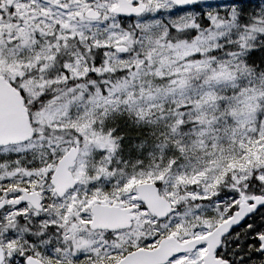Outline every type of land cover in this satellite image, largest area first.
<instances>
[{
    "label": "snow or ice",
    "instance_id": "snow-or-ice-1",
    "mask_svg": "<svg viewBox=\"0 0 264 264\" xmlns=\"http://www.w3.org/2000/svg\"><path fill=\"white\" fill-rule=\"evenodd\" d=\"M246 3L256 5L251 13ZM192 8L197 9L195 14L184 13L185 18L191 17L190 26L179 28L174 20L181 17L174 13ZM33 9L37 14L31 15L29 23L24 13ZM120 9L121 0H84V4L81 0H0V25L8 21L15 26L0 31V56L36 50L27 62H13L8 72L0 73L19 92L32 128L26 139L0 138V264H42L44 257L47 264H64L69 257L73 264H116L115 257L124 254L119 242L123 230L94 228L90 211L78 210L67 220L69 201L80 195L76 185L48 199L54 169L47 172L44 186L37 184L40 200L35 210L22 198L23 191H8L21 171L29 173L23 179L32 184L37 178L34 169L62 155L65 146L86 142V133L75 125L65 135L66 121L102 113L103 126L117 145L113 160L127 148L130 156L137 153L133 161L140 160L137 169H141L145 157L151 160L150 154L161 153L151 170L168 210L145 215L156 234L137 247L190 227L189 235L177 238L197 242L171 255L166 264L181 258L190 264H264V27L253 29L251 46L241 42L239 35L250 22L264 25V0L215 4L211 0H127L128 10ZM160 30L163 35H157ZM98 33L105 38L101 40ZM174 34L189 42L201 38L210 47L186 56L174 72L165 74L156 53L169 42L175 44ZM113 59L121 66H112ZM77 64L82 65L80 73L75 71ZM32 77L44 82L36 86L39 95L34 99L22 87ZM149 79L167 83V92L153 90L146 82ZM144 89L151 96L146 97ZM149 106L143 118L130 114ZM42 110L48 123L35 119L34 114ZM129 120L137 128L149 129L139 144L129 140L125 145L127 135H118L117 125L121 121L127 125ZM159 133H163L160 141L165 137L170 141L166 147L152 142ZM108 170L112 171L111 164ZM104 179L99 177L89 188ZM130 179L120 180L117 187L123 188ZM90 194L84 190L85 197ZM242 197L251 206L243 212ZM119 199L130 201L137 212L148 213V205L135 189ZM88 203L81 201L82 207ZM50 209L57 211L49 215ZM78 223L83 225L80 232L90 237L82 242L87 249L80 251L68 236ZM129 256H135L132 248L119 264H132Z\"/></svg>",
    "mask_w": 264,
    "mask_h": 264
},
{
    "label": "rangeland",
    "instance_id": "rangeland-1",
    "mask_svg": "<svg viewBox=\"0 0 264 264\" xmlns=\"http://www.w3.org/2000/svg\"><path fill=\"white\" fill-rule=\"evenodd\" d=\"M81 4H84V0H81ZM33 10H31L30 12L29 10H25L24 13V15L28 17L29 23H31V15H35V12H33ZM196 10L197 9L194 8V9H189L185 12L174 13V16L181 17L178 20H174V23L181 29L185 27H189L191 17L185 18L184 13L190 11L193 14H195ZM10 28L14 30L15 26L10 25L9 22L6 21L3 25H0V30L3 32L9 31ZM100 28L102 30L103 25H100ZM163 34H164L163 30H160L159 33H157V35H163ZM98 35L101 40L105 38L102 35V33H98ZM239 35L241 36V42H246L249 46H250V37H255V34L251 32L250 28L244 29L243 31L239 32ZM208 47H210V45L202 43L201 38H197L196 40H193L191 42H189V40H185V42L176 40L175 44L169 42L167 45L162 46L158 50V52L156 53V61L163 68L165 74H167L169 72H174L178 67V65L181 62H183L186 56H190L195 51L207 52ZM35 51L36 50H33L31 52H26L22 56H13L9 53H5L3 56H0V61L8 62L7 64L0 63V73L8 72L13 62H15L17 65L27 62L30 58L34 57ZM206 59L207 57H205V60ZM112 66L118 67L121 65H119L118 61L113 59ZM74 68L76 73H80L82 70V65L80 64L74 65ZM201 70H203V66H201ZM147 71L148 70H145V73H147ZM195 71L196 69L194 66L193 73H195ZM181 75L186 76L187 73L182 72ZM146 82L149 83L150 87L153 90L167 92L169 88V85L167 83L157 82L151 79H149ZM43 83L44 82L42 79L38 77H34L31 78L30 80L24 81L22 87H24L25 91L28 92V94H30L32 98H35L39 94L38 92L35 91L36 86L43 85ZM143 94L146 97L151 96V93L148 91V89H144ZM134 102L138 103V101L135 100ZM98 107H103V104H99ZM149 111H150V106L144 108H137L135 109L134 112H131L130 114L138 115L141 112V118H143V115L148 114ZM72 115L74 117L76 116L75 109L72 110ZM103 118H104L103 113L98 116H91L88 119H84L83 116L81 115L74 120L66 121L64 124L65 135L69 133V130L73 127V125H75L78 131L82 130L84 133H86L85 136L86 142L83 145L82 157L78 163V166L75 168V175L81 179V183H82L81 186L77 189V192H79L80 195L78 199L69 201L72 204V208L71 211L66 213V217L68 221H70V218H72L73 216L78 215V210L88 211L89 207L94 202L104 203L105 201L111 200V201H118L116 202V204L119 205L130 204V201L127 200L121 201L119 197L124 196L126 195L127 192L134 190V187L141 182L142 178H144L145 170L147 168L152 169L154 166L153 165L150 167L153 159L152 161L145 163L144 168L141 169H137V167L131 166L124 160V154L128 155V153H126L125 150L123 151V156L122 153L117 154L115 159L113 160L112 154L115 152L117 145L115 143V139L107 133L106 128L103 126ZM35 119L38 121L42 120L44 123H48V120L46 119V113L44 111L37 113ZM98 121L100 123L97 125L96 128H93L92 124ZM133 129H134L133 133H135V136L136 137L139 136L138 138L136 137L134 138L136 140L143 139L144 134L147 133L146 131H144L146 129V127L144 126H140L139 128L133 127ZM162 135L163 133H159L158 135H156L155 141L152 142L155 143L156 141H160V136ZM148 139L151 140L152 138L148 137ZM169 142L170 141H168L167 137H165L163 141H160L161 147H166ZM65 147L67 150L70 146H65ZM101 149L107 150V153L105 155H101L99 151ZM160 154H161L160 152H156L155 154H150V155L151 157L152 156L156 157ZM121 156L123 157V163L121 161ZM109 164L112 165L111 172L108 170ZM49 169H53V164H50L49 166H46L45 168L36 172L37 176L40 177L36 178V180L33 181L31 185H35V187L30 191H36L37 184L44 186L45 176L47 175ZM113 175H115L116 177L115 180L112 179ZM101 176H103L105 179L99 181V183L96 184L94 189H90L89 188L90 184L95 183L98 180V178ZM130 176L132 177V179L129 180L127 185H125L123 188L117 187L120 180L127 179ZM147 178H149V175ZM12 184H15L14 180L10 185ZM86 189L91 192V194L88 195L87 197L84 196V190ZM85 199H87L89 203L87 207H82L81 201ZM77 203L80 206H78ZM56 211L57 209H55L54 214ZM49 215L52 214L49 212ZM146 223L148 222L144 219V214H142L141 219L138 220L137 226L133 231L128 232L126 234H119L120 246L124 249V254L122 255H125L129 248H132L133 250L139 249L137 245L142 243L141 240L143 241L149 239L150 237L156 234L154 231H152L150 234H146L142 230L143 226H145ZM82 227L83 225L78 223L75 229H71L68 232V236L72 244L79 245V247L75 248L76 251H80L81 249H87L86 246L87 244L82 242L90 239L88 234L80 232V229ZM190 232H191V228L189 227L188 229L178 230L176 233L172 235L176 237H182L183 235H189ZM164 237H168V236H161L158 240L155 241V243L143 248H152L157 246L159 241ZM119 257L120 256L115 257V260L118 259ZM43 259L45 262L47 261L46 257H44ZM105 263H108V261L103 262V264ZM64 264H73V262L69 257V259L65 261ZM83 264H88V262L84 261Z\"/></svg>",
    "mask_w": 264,
    "mask_h": 264
},
{
    "label": "water",
    "instance_id": "water-1",
    "mask_svg": "<svg viewBox=\"0 0 264 264\" xmlns=\"http://www.w3.org/2000/svg\"><path fill=\"white\" fill-rule=\"evenodd\" d=\"M211 2H219V0H211ZM127 9V0H121V9ZM32 131L28 121V114L23 107L22 98L18 91L5 82L0 77V138L12 141L26 139ZM79 154V148H74L61 160L58 170L52 178V184L55 186L54 193L61 196L62 193L68 191L77 183L73 179L69 168L75 163ZM139 198L143 199L148 205V209L152 214H164L168 210L166 199L157 193L154 184H143L137 187ZM25 199L33 204L35 208L39 205V197L36 193H24ZM242 212L248 210L250 205L246 202L242 204ZM131 210H122L117 207H108L95 205L92 209L94 214L93 226L96 229H125L131 226L130 221L133 217H129ZM170 239L162 243L161 247L154 251L138 250L135 256H129L128 259L132 264H163L170 256L171 252H179V244ZM119 264V263H117Z\"/></svg>",
    "mask_w": 264,
    "mask_h": 264
},
{
    "label": "trees",
    "instance_id": "trees-1",
    "mask_svg": "<svg viewBox=\"0 0 264 264\" xmlns=\"http://www.w3.org/2000/svg\"><path fill=\"white\" fill-rule=\"evenodd\" d=\"M244 7L248 10L249 13H251L255 9L256 5H255V3H246L244 5ZM261 27H264V25L260 24V22H258V21L255 22V23H251L250 22L249 28L251 29V32H253L255 34H256V31H254L253 29L259 30ZM173 39H176L175 34L173 36ZM176 40L183 41V40H186V39H176ZM250 46H251V41H250ZM52 91H55V89H52ZM29 102H31V101H29ZM133 127L136 128L135 124L131 120H129V123L127 125H125L123 122L120 124V130L123 131L122 132L123 135H127V137H128V139L125 140V144L126 145L129 143V140H132L136 144H139L140 143V140L134 139L136 136H135V133H133L134 132ZM144 131L148 132L149 129L146 128ZM138 137L139 136H137L136 138H138ZM125 152L128 153V155H125L124 154V158L127 161L130 162V165H138V164L141 163V161L138 160V159L135 160V161H133V157L135 155H137V153H133L132 156H130L127 148L125 149ZM252 154L255 155V152L253 151ZM157 157L158 156H156L155 158H153L152 163H155ZM148 161H149V158L148 157L147 158H144L143 164H145ZM151 178H152L151 180L155 182V177L153 175L151 176ZM22 187H24V188H30V185L29 184H26V185H24ZM21 242H22V238H21ZM52 264H56V262L52 261Z\"/></svg>",
    "mask_w": 264,
    "mask_h": 264
},
{
    "label": "flooded vegetation",
    "instance_id": "flooded-vegetation-1",
    "mask_svg": "<svg viewBox=\"0 0 264 264\" xmlns=\"http://www.w3.org/2000/svg\"><path fill=\"white\" fill-rule=\"evenodd\" d=\"M0 31H1V30H0ZM183 263H185V264H190L189 261L180 262V264H183Z\"/></svg>",
    "mask_w": 264,
    "mask_h": 264
}]
</instances>
